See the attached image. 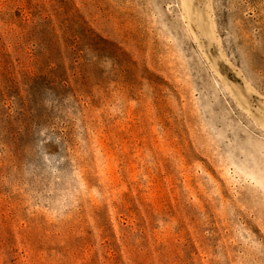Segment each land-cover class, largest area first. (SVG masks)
Segmentation results:
<instances>
[{"label":"rangeland","instance_id":"rangeland-1","mask_svg":"<svg viewBox=\"0 0 264 264\" xmlns=\"http://www.w3.org/2000/svg\"><path fill=\"white\" fill-rule=\"evenodd\" d=\"M0 264H264V0H0Z\"/></svg>","mask_w":264,"mask_h":264}]
</instances>
